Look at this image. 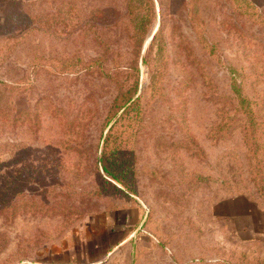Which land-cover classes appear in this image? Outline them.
<instances>
[{"label": "rangeland", "instance_id": "obj_1", "mask_svg": "<svg viewBox=\"0 0 264 264\" xmlns=\"http://www.w3.org/2000/svg\"><path fill=\"white\" fill-rule=\"evenodd\" d=\"M258 13L0 0V264H264Z\"/></svg>", "mask_w": 264, "mask_h": 264}, {"label": "trees", "instance_id": "obj_2", "mask_svg": "<svg viewBox=\"0 0 264 264\" xmlns=\"http://www.w3.org/2000/svg\"><path fill=\"white\" fill-rule=\"evenodd\" d=\"M131 7H132V2H131ZM257 16H258V20L260 22L264 23V15H261V14L258 13ZM231 84L233 85V89H234V92H235V95H236V99L239 101V104L241 103V105L244 104L245 106H247V104H248L249 107L247 109H245V112L247 113V115L249 117L254 118L256 112H255L254 108L251 107V102L249 101L247 96L243 93L242 85H241L242 82H238L237 79L235 77H233L232 80H231ZM129 97H127V98H123L122 97L121 99L117 100L115 102V105H114L115 109H117V111H118L119 109L125 108L128 105V103L133 98V96H131L130 98ZM117 111L116 112L113 111L112 115H114V116H112L111 119H113V117L116 116V114L118 113ZM111 119L109 120V122L111 121ZM109 122H108V124H109ZM111 137H112V131H111V136H109V138H111ZM104 169L106 171V175L107 176H109L112 179L116 180V176L110 171V169L106 165L104 166Z\"/></svg>", "mask_w": 264, "mask_h": 264}]
</instances>
